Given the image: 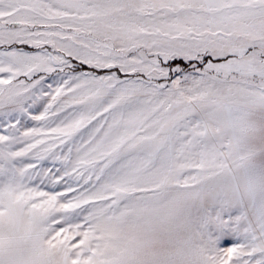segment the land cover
<instances>
[{"label":"snow or ice","instance_id":"obj_1","mask_svg":"<svg viewBox=\"0 0 264 264\" xmlns=\"http://www.w3.org/2000/svg\"><path fill=\"white\" fill-rule=\"evenodd\" d=\"M0 264H264V0H0Z\"/></svg>","mask_w":264,"mask_h":264}]
</instances>
